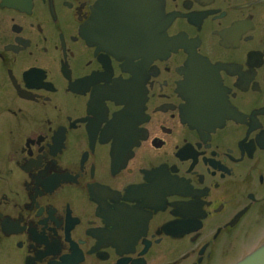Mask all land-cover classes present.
I'll use <instances>...</instances> for the list:
<instances>
[{"label":"flooded vegetation","instance_id":"af4514ba","mask_svg":"<svg viewBox=\"0 0 264 264\" xmlns=\"http://www.w3.org/2000/svg\"><path fill=\"white\" fill-rule=\"evenodd\" d=\"M263 243L264 0H0V264Z\"/></svg>","mask_w":264,"mask_h":264},{"label":"water","instance_id":"95a60500","mask_svg":"<svg viewBox=\"0 0 264 264\" xmlns=\"http://www.w3.org/2000/svg\"><path fill=\"white\" fill-rule=\"evenodd\" d=\"M163 36L156 32V42L162 40ZM236 264H264V244Z\"/></svg>","mask_w":264,"mask_h":264}]
</instances>
